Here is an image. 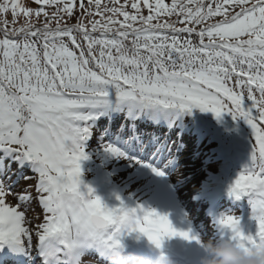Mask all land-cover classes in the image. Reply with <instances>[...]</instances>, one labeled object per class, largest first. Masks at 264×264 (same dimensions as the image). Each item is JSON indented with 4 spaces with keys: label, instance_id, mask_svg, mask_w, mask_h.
<instances>
[{
    "label": "snow or ice",
    "instance_id": "obj_1",
    "mask_svg": "<svg viewBox=\"0 0 264 264\" xmlns=\"http://www.w3.org/2000/svg\"><path fill=\"white\" fill-rule=\"evenodd\" d=\"M34 3L0 0V264H79L83 251L96 257L97 240L119 245L131 234L103 233L123 200L108 207L90 186L81 191L88 122L111 108L133 118L194 107L243 118L249 158L229 193L248 196L256 229L241 230L238 215L218 223L245 250L264 242V0ZM103 148L126 156L117 143ZM6 157L34 175L11 180ZM145 220L138 231L157 247L176 236L200 243L167 214Z\"/></svg>",
    "mask_w": 264,
    "mask_h": 264
},
{
    "label": "rangeland",
    "instance_id": "obj_2",
    "mask_svg": "<svg viewBox=\"0 0 264 264\" xmlns=\"http://www.w3.org/2000/svg\"><path fill=\"white\" fill-rule=\"evenodd\" d=\"M23 4H25V6L28 5L25 2ZM36 6V4L32 5L33 8ZM223 114L228 119L232 120L237 128L246 132L251 130L250 125H248L243 118L234 120L230 113L225 112ZM124 118L126 120L124 123L122 122L123 124L120 128L113 118L110 119L106 115L95 116L88 122L90 135L84 141L85 151L86 153L93 151V159L95 160L97 169L99 168L98 170L102 171L98 178L96 177L95 179L94 184L98 187V192L95 193L101 196L104 201L107 200L109 193L106 188H111V185L105 183L103 172L107 173L113 182L121 186V192L128 195L127 198L129 200L137 201L136 204H143L144 207L152 206L157 208L159 211L169 216V219L177 229H191L192 234L198 236L200 239V243H198L196 240H186L179 236L166 238L163 242L162 249L159 251L164 249L167 253L171 252L174 262L185 261L186 264H199V257L203 252L201 246L202 240L212 239L215 241L221 238H231V230L227 227H222L218 223L217 218L222 211L233 212L240 216V228L245 233L246 230L243 227L242 222H247L249 232H255L256 222L252 218L248 196L236 198L225 191L226 185H228L226 183L230 178V175L221 167L218 174L217 171L214 174H211L209 164L206 163V160L203 162L204 156L202 153H197L198 148H196V146L191 148L195 143V140L191 139L194 138L192 137V134H187V137L191 140L184 144L181 143L182 153L181 158H179L178 161L182 159L183 162H179L176 166L172 167H156L164 172V175L158 176L152 172L151 168L137 163V160L142 161V158L138 155L132 154L131 149H127L126 146H128V144H130V146L134 145L131 144L133 142L129 139V137L132 136V133L126 132L129 128L124 125L125 122L129 123V126L135 129V132L141 125L137 124L134 127V124L139 121L136 118L132 119L126 114L124 115ZM106 125L107 128H105ZM212 126L214 127V130L216 129L218 134L216 137L217 141L210 133H208L207 137L198 135V138L209 139L208 141L204 139L203 142L204 144L208 142L211 144L212 142L211 147L213 148L219 146V137L224 135V139L226 140L227 136L226 131L221 129L222 127L215 124ZM168 129L169 128L167 127L162 132L161 126H158L159 132L156 135L155 140L159 141L161 134H166ZM109 132H111V135L115 134V137H107ZM171 134L174 136V133ZM250 136L251 135L249 134V139ZM149 139L150 137L148 140ZM123 141L124 143H122ZM106 143H117L121 146V150L126 153V156L117 157L111 153L105 152L103 145ZM162 143L168 145V142L162 141ZM176 147L177 140L172 141L168 149L170 152H173ZM216 152L218 153V149ZM1 153L2 155H0V157H3V152L0 151V154ZM183 153L189 155L188 158L193 159L192 165L187 164L189 163L188 161H186V165L189 166V172L195 168L196 172L199 173L197 178H195L198 183L191 179L189 181L188 178L183 179L184 176L177 173L180 170L178 168L179 165L186 160L185 156L182 157ZM134 156L136 159H132ZM169 159L170 158H168V160ZM4 162L7 165H12L10 174L11 180H16L20 177L21 173L23 175H34L32 172V165L29 162L25 161L23 163H18L17 161H11L8 157H6ZM152 166L155 167L154 165ZM175 168L177 169L174 170ZM186 180H188L189 183L185 184ZM20 184H24L23 179H20ZM114 203L115 202L112 201L111 205ZM29 215H31V213H29ZM132 235L133 234L125 235L123 237L127 251L141 250L148 253L145 254L147 257H149V254L151 257L153 254H158V250L155 251V248L150 245L147 237L140 236L137 239H132Z\"/></svg>",
    "mask_w": 264,
    "mask_h": 264
},
{
    "label": "clouds",
    "instance_id": "obj_3",
    "mask_svg": "<svg viewBox=\"0 0 264 264\" xmlns=\"http://www.w3.org/2000/svg\"><path fill=\"white\" fill-rule=\"evenodd\" d=\"M95 195L97 194L95 193ZM100 198L108 206L101 196ZM152 210H155L161 215L165 214L152 206L139 209L136 206L125 204L124 210L103 230V233L118 236L120 233L131 232L137 238L140 236L147 237L138 231V226L147 223L145 216ZM221 215L237 214L222 211L217 219ZM221 226L225 227L224 225ZM148 241L151 246L158 250L155 259L127 251L123 239H121L119 245L104 244L101 240H97L91 249L96 251V257H87V251H83L79 256V264H175L166 252L159 251L163 245L162 247H157L152 241ZM201 246L203 252L199 257V264H264V242L253 245L247 250L231 238H221L215 241L212 239L202 240Z\"/></svg>",
    "mask_w": 264,
    "mask_h": 264
},
{
    "label": "trees",
    "instance_id": "obj_4",
    "mask_svg": "<svg viewBox=\"0 0 264 264\" xmlns=\"http://www.w3.org/2000/svg\"><path fill=\"white\" fill-rule=\"evenodd\" d=\"M27 3V6L32 7L34 5V0H22L21 3ZM7 19L9 22H12V16L11 13L7 15ZM175 19V17H173ZM24 22V17L20 16L18 18L17 26L19 24H22ZM180 26V25H177ZM194 41L196 40V37L193 36ZM115 108H111L104 112H114ZM151 111V110H149ZM103 112V111H101ZM154 112V111H151ZM157 113V112H154ZM188 116L181 117L177 112H166L158 114L162 122H167L168 120L172 119L174 121L180 120L179 117L183 118L179 122L181 125H192L196 124L198 126L201 125H207L208 123H214L217 126L222 127L226 131V134L229 136L228 144L222 143V148L227 150V158L231 155H234L238 161L245 160L248 161V149H249V143L248 138L249 134L251 135V132L246 131H240L236 127H234L233 124H231V120L228 119L226 116L222 115L220 118H217L214 113L211 111H201L199 108H192L190 111L188 110ZM179 118V119H178ZM233 153V154H232ZM88 158L81 161V167H82V173H85L88 177L86 186H90L91 188L94 187V181L96 177L98 176L99 171L97 169L95 160L93 159V153H87ZM215 163V162H214ZM217 163V164H216ZM216 167H220V162H216ZM236 163V162H235ZM210 166H212V163H210ZM215 166V165H213ZM105 183L111 185V188L108 189V197L106 200V203L109 207H114L120 204L121 200L124 201L125 204H128L129 206H137V204L131 200H129L126 196V194L121 192V186L115 182H113L107 173H104ZM235 180L234 178H231L229 181V185H231ZM94 189V188H93ZM85 193H87V187H85L83 190H81ZM110 196L113 197L112 201L115 202L113 205H111V199ZM117 196L120 197V199H117ZM110 201V202H109ZM117 203V204H116ZM135 238L137 237L135 234L133 235Z\"/></svg>",
    "mask_w": 264,
    "mask_h": 264
},
{
    "label": "bare ground",
    "instance_id": "obj_5",
    "mask_svg": "<svg viewBox=\"0 0 264 264\" xmlns=\"http://www.w3.org/2000/svg\"><path fill=\"white\" fill-rule=\"evenodd\" d=\"M183 156H185V158H186V160H184V163H182L180 166H179V172H177V173H179L181 176H184V178L183 179H186V178H188V180L190 181V179L193 181V180H195V178H197V175L199 174L198 172H196V169L194 168V170H192L191 171V169H190V171L191 172H189V166H187L186 165V161H188L189 163H187V164H189V165H192V162H193V159H191V158H188L189 157V155H186V154H184L183 153ZM188 173H190V174H188ZM186 174V175H185ZM188 180H186L185 181V184L186 183H189V181ZM197 180H195V182H196ZM194 182V183H195ZM197 183H198V181H197ZM153 259H155V258H153ZM39 260V259H38Z\"/></svg>",
    "mask_w": 264,
    "mask_h": 264
},
{
    "label": "water",
    "instance_id": "obj_6",
    "mask_svg": "<svg viewBox=\"0 0 264 264\" xmlns=\"http://www.w3.org/2000/svg\"><path fill=\"white\" fill-rule=\"evenodd\" d=\"M85 179H86V177L84 175H81V180L83 181V183L81 184V188L84 186Z\"/></svg>",
    "mask_w": 264,
    "mask_h": 264
}]
</instances>
